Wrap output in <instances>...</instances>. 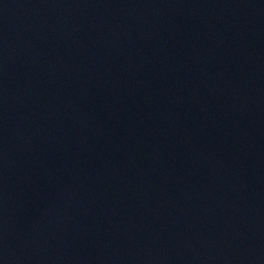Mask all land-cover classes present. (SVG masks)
<instances>
[{"label": "water", "instance_id": "95a60500", "mask_svg": "<svg viewBox=\"0 0 264 264\" xmlns=\"http://www.w3.org/2000/svg\"><path fill=\"white\" fill-rule=\"evenodd\" d=\"M0 264H264V0H0Z\"/></svg>", "mask_w": 264, "mask_h": 264}]
</instances>
